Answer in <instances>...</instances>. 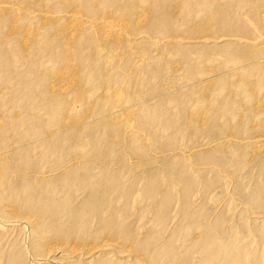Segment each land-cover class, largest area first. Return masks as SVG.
Wrapping results in <instances>:
<instances>
[{
    "label": "rangeland",
    "instance_id": "obj_1",
    "mask_svg": "<svg viewBox=\"0 0 264 264\" xmlns=\"http://www.w3.org/2000/svg\"><path fill=\"white\" fill-rule=\"evenodd\" d=\"M31 1L22 7L36 12L46 8L53 16L68 17L71 13L81 9L74 0H52V3L42 0L39 7L30 4ZM106 1L89 0L86 5H82L87 8L80 11H83L93 23H98L100 17L106 16L107 13L117 12L119 15L120 11H124L125 0L119 2L109 0V4L103 6V2ZM139 1H133L134 7L138 6L137 13L140 9L141 1ZM185 2L186 0H146L153 12L152 18L157 17V19L146 27L147 32L137 35L143 40L146 38L144 42L135 44L136 54H140L137 55L139 57L134 56L130 59V56L124 57L125 54L120 53L121 50L119 52L113 50L110 54L115 57H112L110 62L104 60L100 65V70L95 66L94 73L79 79L77 93L59 99L58 102L66 105V111L57 116L45 115L44 119L46 126L57 125L59 132V135H53V141L57 142L58 146L46 154V157L42 159L39 157L44 154L46 149L44 145L40 146L39 143L29 140L24 143L25 147L27 145L33 150L34 162L37 161L39 165L36 168L42 174L48 175L49 173L42 171L53 169L55 170L54 175L62 176V171L70 166L67 164L74 162L79 166H91L93 172L101 173V177L91 181L87 179L85 185L79 183L70 190L63 184V188L66 189L65 194L60 191L62 189L60 185L55 193L54 215L50 216L47 211L32 213L24 206L21 207L20 211L23 212L21 220L15 218L16 220L23 221L28 211L40 223L33 231L32 227L28 226L29 224H23L26 225L25 230L16 229L11 232L10 240L7 239L10 247L21 249L26 242L33 239H38L43 243L46 252L52 247L61 250L71 247L90 250L101 248L106 242L111 244V248L98 253L91 264H152L151 261H155L156 264H264V203H262V197L264 198V149L259 156L254 155L253 157L239 145L244 140L251 141L256 136H264V75L256 77L254 74L250 82H247L238 72L226 70L231 64L233 65V62L229 60L228 51L239 49L234 45H226L229 40L217 44L210 41L190 42V40L199 39L218 41L234 34L248 37L256 45L254 49H249L259 52V55L242 57L238 61L244 66L248 65L246 67H250V72L264 71L262 68L264 61H261V51L258 50L262 49V53L264 52V0H192L191 4ZM103 7L106 10L103 11ZM222 12L233 14L234 18L237 17L236 20H240H238L239 25L244 28L231 27L233 22H227L226 17H221ZM137 13L130 15L133 21H136ZM174 16L177 18L176 25L174 24L170 30L166 28L164 22L167 18H174ZM130 17L128 16L129 19ZM1 26L3 25L0 24V32L8 29L7 26L2 28ZM19 28L18 31L23 30L22 27ZM54 28L57 27L49 26L50 30ZM51 34L54 35L56 32H51ZM52 35L49 37L43 35L38 40L39 47L43 49L41 51L42 67L41 70L38 69V72L48 75L50 71L63 69L66 65L69 67L78 65L82 69L79 57L81 50L78 48L69 49L73 52V58L66 63L60 64L51 56L50 49L44 45H47L46 40L55 38ZM199 36L204 37L199 38ZM175 38H182L189 42L174 46L176 49L164 43ZM156 39L163 41L162 44H164L154 45L152 41ZM86 40L87 38L82 43L84 44ZM58 43L62 45L61 41ZM142 46L143 51H140ZM186 46L185 49L190 52L187 55L188 59H185L181 51H177L178 47ZM109 49L107 50L110 52ZM30 50L33 53L37 52L35 48ZM243 52L245 49L240 48L239 53ZM118 56L121 61L123 60L120 71H123L127 78L115 73L113 69L118 65L117 61L120 62ZM132 61L139 63L135 65ZM113 62L115 67H113ZM14 65L19 72L32 73L31 71H34L31 70L28 62L21 59L14 61ZM191 65L195 67V70H189ZM153 70L156 71L153 72ZM108 73H112L114 81L105 84L104 78ZM197 73L199 76L215 74L213 77L215 76L216 79L225 76L232 82V85L226 88L228 91L223 92L217 88L210 92L207 89L201 90L195 81ZM51 81L58 83L54 76L49 80ZM118 89L124 98L127 97L130 100L136 101L139 96L143 97L142 100L145 101L141 107L146 108L148 105L151 110L153 109L145 112L148 118L136 114L129 116L122 110L121 113L119 112L122 116L118 115L122 118V123L120 126L112 127L109 124L112 109L106 100V92H114V90L116 92ZM87 93L95 96L93 102L88 101ZM212 96L215 98L210 99ZM217 98L220 104L219 101L214 102ZM31 102L32 100L28 101V103ZM29 107L31 108V105ZM80 109L88 113L87 121L84 122L78 118L75 122H70L67 119V113ZM156 111L159 117L153 119L155 120L153 122L152 114ZM143 119L146 123L152 121L146 126L147 128L145 125L148 123L143 125ZM98 123H106L107 129L112 128V134L110 132L112 153L108 154L109 156L89 154L91 146L88 147L86 142L92 135H78L77 131H85L88 126L93 127ZM253 124L260 125V127ZM93 134L109 137L108 132L104 133L102 129L100 132L97 128ZM229 137L234 138L232 139L234 142L232 141L230 145L216 144L226 141ZM64 142L76 144L79 148L81 147V150L86 151L79 153L80 151L74 148L69 149ZM203 146L212 147L214 155L212 153H210L212 156L209 154L208 156L207 153L198 154V157H194L191 170L187 167L186 173L189 170L187 174L197 179L194 185L192 184L193 190L187 203L182 183L178 181L177 176V167L183 165L176 153L183 151L189 154L194 149H200ZM218 148L220 152L225 153L226 151L228 154L225 155L227 158L223 164H218L215 160V154L219 152ZM167 158H171L172 162ZM168 161L174 164L173 169L177 165L176 169L164 167L163 164ZM185 164L188 166V162ZM156 170L158 171L159 193L151 194L148 189L149 176ZM82 174L84 173L81 171ZM163 176L168 177V182L162 181ZM109 178L110 181L115 179L119 187L118 185L116 188L110 187L109 191H106L107 194L102 197L101 195L110 183ZM206 182L210 183L207 185ZM85 198H90V205L80 209V211L83 209L79 215L82 223L76 225L71 221L68 213L73 207L81 205ZM165 203L167 207L164 206ZM96 211L98 212L95 213ZM107 221L110 222L109 226L105 225L108 224ZM128 227L129 231L125 235L123 228ZM127 237L129 238L126 239ZM212 238L218 246H222L227 251L228 256H217L212 258L213 261L208 262L207 255L208 250L212 249L209 247L212 244ZM207 241L211 243L206 246ZM143 243H147L148 245L145 246L148 247H145ZM139 244L144 247L136 248L135 254L128 252L132 250L133 245L138 246ZM7 248L9 249V246ZM3 249L1 248L0 251ZM118 250L122 252L119 253ZM27 255L28 253L22 258L24 261L22 264H27ZM5 256L2 257L0 264H4ZM54 256L57 259L68 261L69 264L85 262L78 257L69 260L62 253H56Z\"/></svg>",
    "mask_w": 264,
    "mask_h": 264
},
{
    "label": "bare ground",
    "instance_id": "obj_2",
    "mask_svg": "<svg viewBox=\"0 0 264 264\" xmlns=\"http://www.w3.org/2000/svg\"><path fill=\"white\" fill-rule=\"evenodd\" d=\"M30 1L31 0H0V24L8 27L7 30L0 32V249L1 248L3 249L4 247L3 251H0V261H2V259L4 258L3 256L6 255L4 264H22V262H24L22 258L28 253L26 257L27 264H69V262L66 260L57 259L55 258V256L53 257V255L56 253H62V255H64V257L69 260L78 257L85 261L83 262V264H91V261L97 257V254L103 252L104 250H107L108 248H111V244L106 242L104 243V245H102L101 248H92L90 250L86 248H84L85 250H83V248L75 249L73 247L68 248L66 250L64 249L61 250V249L52 247V248H48L49 251L46 252L44 250L43 243H41L38 239H33L31 241L26 242L25 244L23 242L22 244H24V246H22L23 248L21 249H14L12 246L10 247L8 240H10L9 235L11 232L15 231L16 229L25 230L26 228L24 227L26 225H23V224H29L28 226L32 227V231L35 228L36 229L38 228L40 222L38 220H35L34 219L35 217L33 218L30 212L34 213L37 211L38 212L47 211L50 216L54 215L53 210L56 205V201L54 200L56 199L55 193H57L56 191L58 190V187L60 185L62 186V189L60 191L64 193L66 192V189L63 188V184L65 185V187H67L70 190L72 187H75L79 183L84 184L87 179L91 181V180H97L98 179L97 177L99 176L101 177L100 175L101 173L99 172V174H96L95 172H93V169L91 166H88V165L79 166L78 164L74 162H71V164H67L70 166L67 169L62 171V176L54 175L53 172L55 170L53 169L48 170V171H42L43 173L44 172L49 173L48 175L42 174L36 168L39 165L37 161L34 162L35 158L33 157L34 155L33 150L31 148H28L27 145H26L27 147L26 148L24 143L27 140H29L35 143H39L40 146L44 145L46 149L44 151V154L40 152L42 154L41 156H39L41 159L42 157H46V154H49L51 151L56 149L58 144L57 142L53 141V135H59V132L57 131L58 126L57 125L46 126L44 124L45 115L57 116L58 114L59 115L63 114L66 111V105L63 102H58L59 99L70 96L71 94L77 93L78 90L76 89H78L77 85H78L79 79L82 78V76L86 77V75H89L90 73H94V70H96L94 69L95 66L100 70L101 68L100 65L102 64V62H104V60L110 62L111 58L115 57L113 54H110L113 50H117L118 52L119 50H121L120 53L123 52V54H125L124 57H126V55L128 57L130 56L129 57L130 59L131 57L134 58L135 56L136 58L137 55H140L138 53L136 54L137 50H135V44L144 42L146 38L143 40V38L137 35L144 33L145 31L147 32L148 30H146V27L151 22L155 21L157 17L152 18L151 15L153 14V12L151 11V8L148 7L146 0H140L141 3L139 7L140 9H138V13H137L138 6L134 7L133 5L134 0L133 1L125 0L123 3L124 11L123 10L120 11L119 15L117 12L115 13L113 12L114 14H112V13H107L105 11L107 15L101 16L98 23H93L83 11H80L82 9L87 8V6H85L86 7L85 8L82 5H86L89 0H74L77 6H80L81 9L79 7L80 9L79 11H75L74 13H71L70 16L68 17L64 15L63 16L62 15L53 16L51 15V12L47 10L46 8L38 10L36 12L35 10L31 11L27 9L26 7L25 8L22 7V5H26L25 3H27L28 5ZM41 1L42 0H33L31 1L30 4H32L34 7L35 6L39 7V5L42 4ZM48 1L51 2L52 0H48ZM115 1L119 2L122 0H115ZM44 3H47V1ZM63 3L64 1L62 2V5ZM185 3L191 4L192 0H186ZM108 4H109V0H107L105 3L103 2V6L104 5L106 6ZM49 6H48V9L50 8ZM102 9L103 11L106 10L104 7ZM136 13L138 14V17L136 16L137 17L136 21H133L130 15L132 16L133 14L135 15ZM125 15H128L131 19H129L128 16L126 17ZM232 15L225 14L222 12L221 17L222 16L226 17L225 19L227 20V22H233V25H231V27L234 26V28L240 29V26H241L239 25L240 20L239 19H238L239 21L236 20L237 17L234 18ZM60 17L63 19H61ZM176 19L177 18L175 16L174 18L172 17L167 18L164 22L166 25V28L171 30L175 24ZM3 26H1V28ZM49 26H56L57 28L50 30ZM19 27H22L23 30L18 31V29H20ZM241 27L244 28V26H241ZM51 32H56V34L52 35ZM133 34H136V35H133ZM43 35L45 37H49L51 35L55 36V38L53 39L46 40L47 45H44V46L50 49L51 56L56 61H59L60 64L69 62L73 58V52L72 50H69V49L71 48L80 49L81 53L79 57L81 58V63L83 66L82 69L78 65L77 67L76 66L69 67L68 65H66L63 69H55L53 71H50L49 72L50 74L48 75L47 74L44 75L38 72V69L41 70V67H42L41 51L43 50L41 46L39 47L38 40H40V38ZM58 37L61 39H59ZM203 37L199 36V38H203ZM86 38L87 40L83 44L82 42ZM225 40H229L226 43V45L230 44V45L239 47V49H237L236 51L235 50L228 51L229 60L233 62V65L231 64L230 67H228L226 70H229L230 72L231 71L238 72L240 75L243 76V80H246L247 82H250L251 77L254 74L256 75V77H261L264 75L263 73L264 71L250 72V67H246L248 65L244 66L242 63L238 61V59L242 57H257L259 55V52L250 50V49H254L253 47H255L256 45H255V42L250 41L248 37H245V36L240 37L239 35L234 34L231 36H227L226 38H223L222 40L219 39L218 41H215V40L211 41L210 39H204V40L199 39L195 41L190 40V42L198 43V42H204V41L209 42L210 41L213 44H217ZM58 41H61L62 45H59ZM162 42L161 40H158V39L152 41L154 45H163L165 43V44H170L171 47L180 46L184 44V42L186 43L189 41H184V39L182 38L181 39L175 38V39L167 40L163 44ZM31 48H35L37 52L33 53V51L30 50ZM141 48L142 50L140 51H143V46ZM185 48H187V46L178 47L177 51H181L182 55L186 57L185 59H188L187 55L190 52L187 51V49ZM240 48L245 49V52H243L244 54L239 53ZM107 49H109L110 52ZM148 49L149 48H147V50ZM258 50L261 51V55H262V57L260 58L261 61H264V52L262 53V49H258ZM106 51L108 52L106 53ZM20 59L25 62H28L31 65L30 66L31 70H34L31 72L34 74L19 72L16 69L17 67H15L14 61L20 60ZM118 59L120 62L117 61L118 65L116 64L117 65L116 67H115V63L113 62L114 63L113 67H115L113 69L115 70V73L117 72V74L125 77L123 74V71H120L123 60L121 61L120 57ZM142 60H144V58ZM133 64L137 65L134 62ZM105 65H102V66H105ZM262 68H264V63L262 64ZM190 69L191 71L195 70V67L191 65L189 67V70ZM155 71L156 70H153V72ZM106 75L107 76L104 78L105 84H108L114 81L112 77L113 76L112 73H108ZM213 75L208 76V75L202 74L201 76H199L197 73L196 74L197 79L195 81L199 84L198 87H200L201 90L207 89L209 90V92L214 91V89L216 88L223 92L227 90L226 89L227 87H231L232 82H230V80L227 79L225 76H222L220 79H216L214 78L215 76L213 77ZM53 76L55 78V81H58V83L52 82L54 80L49 82V80ZM88 77L90 78V76ZM218 80H219V83H218ZM119 92H120L119 89L116 90V92L115 90L114 92L113 91L106 92V100L109 102L108 104L110 106V109H112L110 121H109V124L112 127L120 126V124L122 123L121 122L122 118L118 116L121 113L120 111L122 110L127 112L129 116L136 114V115H141L144 118H148L145 116L147 114V113L145 114V112L148 109L151 110V108L148 105H146V108L141 107V104H143L145 101L144 99L142 100L143 97L140 98L139 96V99L136 98L137 100L134 98L136 100L134 101L133 99L130 100L127 97L124 98L122 94ZM87 95L89 97L88 101L93 102L95 96L90 93H87ZM214 98L215 97L212 96L210 99H214ZM29 100H32V102L28 103ZM216 101H219L218 98L214 102ZM220 103L221 102L219 101V104ZM29 104L31 105V108L29 107L30 106ZM223 106L224 105H222V107ZM26 107H29V108H26ZM237 107H241V106H237ZM41 110L43 111L44 115L42 114ZM254 113H256V111ZM158 115L159 113L158 111H156L152 114V119L151 118L149 119H151L154 122L155 120L153 119H157L159 117ZM78 118H80L81 121L86 122L88 119V113L83 109H80L76 112L70 111L67 113V119L70 122H75L76 119ZM152 121H148L147 122L148 124L146 123L145 120H144L145 123L143 121L142 122H143V125L147 124L145 125V128H147L146 126H148L149 123ZM201 124H203V122H201ZM106 125H107L106 123H98L94 125L93 127L88 126V129H86L85 131L84 130L77 131L78 135L80 136L86 135V134L92 135V137H90L89 140L86 142L88 147L91 146V148L89 149L90 150L89 154L96 155V156H99V155L109 156L112 153V143H111L112 138L110 135V132L112 134V128L107 129ZM253 125L256 127H260V125H257V124H253ZM214 126H215L214 128H216V125ZM96 128L100 132H101V129L102 131H104V133L108 132L109 137L108 136L103 137L101 135L96 136L95 134H93ZM125 130L127 131V129ZM60 133L62 134V132ZM68 133L70 132L68 131ZM118 138L116 139L118 140ZM121 138H123V136H121ZM232 139L229 137L227 138L226 141L224 142L221 141V143H216V144L220 146L230 145L233 141ZM64 143H65V146H67L69 149L74 148L80 151L79 153H85L84 151H86V150L83 151V149L81 150V147L79 148L76 144H71L70 142H64ZM239 145L242 149L245 148L243 150H246L248 154H251L253 157L254 155L255 157H257L259 156L260 152L264 149V136L263 137L256 136V138L251 141L244 140V142H240ZM241 148L239 149L242 150ZM217 150L219 152H216L215 160L217 161L218 164L225 163L224 162L225 158H227V156L225 155H228L227 152L225 151L226 153L225 154L222 151L220 152L219 148ZM203 153H207V155L208 154L210 155V153H212V155H214L213 154L214 151L212 147H207V146L206 147L203 146L200 149L198 148L194 149L189 154H186L183 151L176 153V156L180 157V160L183 166L177 167V165L175 164L176 166L174 169H176L177 167V173H178L177 176L179 179L178 181L182 183L184 198H185V201H187V203H188V199L190 198V193L193 190L192 184L197 179L193 175L192 176L188 175L187 173L189 170L187 171V173H186V170L188 168L191 170V167L193 166V162H194L193 161L194 157L195 156L198 157L199 156L198 154H203ZM167 159L170 160L171 158L170 159L167 158ZM184 161L188 162V166L185 164ZM171 162L168 161L164 163L163 164L164 167L174 170L172 168L174 164H172ZM81 171L84 174L81 175ZM156 171L154 174L151 173L152 175L149 176L150 182L148 183L149 185L148 189L151 194L159 193V186L157 185L159 181L157 177L158 171L157 172ZM108 180L110 181V178ZM168 180H169L168 177L163 176L162 181L164 183L168 182ZM209 183L210 182H206L205 184L208 185ZM116 185H118V182H115V179L110 181L108 188L103 192V195L101 196L103 197L104 195H106L110 187L116 188L117 187ZM262 203H264L263 197H262ZM88 205H90V198H85V200L81 202V205L79 204L78 207L77 206L73 207L68 213L71 221L74 222L76 225H79V223L81 224L82 221L80 220L79 215H81L80 212H82L83 209L81 211L80 209L87 208ZM23 206L30 212L28 213L27 211V214H28L27 217L23 221H20L21 220L20 218L22 216L21 214H23V212L20 211V208ZM164 206L167 207L166 203L164 204ZM97 212L98 211H96L95 213ZM15 218L20 219V220H16ZM11 219H15V220H11ZM109 223L110 222H108V224H105V225L109 226L110 225ZM123 229L125 232L124 234L126 235L127 232L129 231V227L123 228ZM128 238L129 237H127L126 239ZM211 241H212V244L209 247L212 249L208 250L209 251V254L207 255L208 262L213 261L214 257L216 258L217 256H223V257L228 256L227 251H225V249L222 246L220 245L218 246V244L214 242L213 238ZM149 242L151 241L149 240ZM210 243H211L210 241H207L205 242V245L207 246V244L209 245ZM20 244H21V241H20ZM143 245L145 246L148 244L143 243ZM7 246H9V249L7 248ZM142 246L140 244L138 246L133 245V247L131 248L133 251L129 250L128 252H130L131 254H135L137 252L136 248H139ZM145 247H148V246H145ZM4 251H6L7 253ZM118 252L121 253L122 250H118ZM155 254L156 253H154V255ZM154 255H152L153 257L152 256L151 257L154 258ZM151 262L152 264L153 262L155 263V261H151Z\"/></svg>",
    "mask_w": 264,
    "mask_h": 264
}]
</instances>
